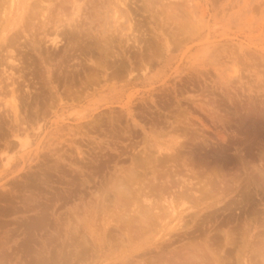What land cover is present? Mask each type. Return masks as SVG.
<instances>
[{
    "label": "rangeland",
    "instance_id": "374dc122",
    "mask_svg": "<svg viewBox=\"0 0 264 264\" xmlns=\"http://www.w3.org/2000/svg\"><path fill=\"white\" fill-rule=\"evenodd\" d=\"M120 1L16 0L11 8V0H0V264H77L82 259L67 260L72 259V234L98 243L102 257L83 259L84 264H145L148 256L163 254L153 245H160L166 232L171 233L170 252L233 230L242 234L239 242L248 232V241L264 243V0ZM135 28L139 42L135 32L132 38ZM129 33L135 43L126 39ZM11 40L16 44L9 45ZM9 55L15 56V65L9 64ZM14 93L23 95L16 111L11 107ZM127 176L143 188L162 183L167 199L183 193L189 200L184 198V207L178 208H184V227L158 215L167 214L163 206L168 203L157 195L159 209L151 212L157 221L148 213L147 220L154 221L148 243L142 238L145 213L143 219L136 213L148 203L140 199L138 207L131 201L135 215L126 212L122 223L116 221L115 185ZM191 182L225 189L195 206L201 187ZM129 206L127 211L134 209ZM106 210L112 215L106 216ZM127 220L131 231L142 230L132 232V243L125 239L120 244ZM107 224L114 237L104 233ZM144 245L153 251L131 256Z\"/></svg>",
    "mask_w": 264,
    "mask_h": 264
},
{
    "label": "bare ground",
    "instance_id": "6f19581e",
    "mask_svg": "<svg viewBox=\"0 0 264 264\" xmlns=\"http://www.w3.org/2000/svg\"><path fill=\"white\" fill-rule=\"evenodd\" d=\"M43 0H41V2H42ZM40 2V3H41ZM46 2V1H45ZM119 2H121L120 0H119ZM125 2V1H124ZM124 2L122 3V4H124ZM128 2L129 1H127V4H128ZM133 2V1H132ZM17 2H16V0H11V3H9V5L11 4V8H12V5L14 4H16ZM122 4L121 3H119V8L122 6ZM126 4V3H125ZM17 5V4H16ZM69 5V4H68ZM121 5V6H120ZM7 6V5H6ZM39 6H41V5H39ZM63 6V5H62ZM126 6H128V5H125V7ZM182 6V5H181ZM123 7V6H122ZM121 7V8H122ZM120 8V9H121ZM128 8V7H127ZM65 9V8H64ZM119 9V10H120ZM176 9V8H175ZM36 10V9H35ZM181 10V9H180ZM79 11V10H78ZM125 11V10H124ZM124 11H122V12H124ZM130 11V10H129ZM116 12V11H115ZM126 12H127V10H126ZM125 12V13H126ZM136 12V11H135ZM186 12H188L187 11V9H186V11H185V15H186ZM62 13V12H61ZM131 13H132V11H131ZM40 14V13H39ZM69 13H67V15H68ZM135 14V13H134ZM42 15H43V13H42ZM116 15V14H115ZM132 15V14H131ZM170 15H172V14H170ZM184 15V16H185ZM189 15V14H188ZM133 16V15H132ZM160 16V15H159ZM13 17V16H12ZM114 17V16H113ZM117 17H118V15H117ZM182 17H183V15H182ZM120 18H122L121 16H120ZM125 18V17H124ZM129 18H130V16H129ZM188 18V17H187ZM137 19V18H136ZM135 19V17H134V20H136ZM158 19V18H157ZM174 19H175V17H174ZM130 20V22L132 21L131 19H129ZM75 21H77V20H75ZM10 22V21H9ZM121 23V22H120ZM132 23V22H131ZM172 23V22H171ZM70 24H72V23H70ZM37 25V24H36ZM45 25V24H44ZM66 25V24H65ZM64 25V26H65ZM74 25V24H73ZM177 25V24H176ZM63 26V25H62ZM131 26H132V24H131ZM161 26V25H160ZM183 26V25H182ZM130 27V26H129ZM4 28V27H3ZM59 28V27H58ZM73 28H75V27H73ZM78 28V27H77ZM131 28V27H130ZM132 28H133V26H132ZM182 28V27H181ZM36 29V28H35ZM65 29V28H64ZM20 30V29H19ZM26 29H24V31H25ZM49 30V29H48ZM68 30V29H67ZM75 30V29H74ZM117 30V29H116ZM115 30V31H116ZM134 31H132V29L130 30L131 31V33H132V38L134 37V36H136L135 37V40H136V38H137V40L136 41H138L139 39H138V37H139V35L137 34V32H135V30L137 31V29L135 28V29H133ZM142 30V29H141ZM29 31V30H28ZM54 31V30H53ZM39 32V31H38ZM62 32V33H61ZM61 32H58L59 34H64L65 32L64 31H62L61 30ZM72 32H73V30H72ZM129 32V31H128ZM133 32H135L134 34H136V35H134L133 34ZM4 33V32H3ZM49 33H50V31H49ZM57 33V36L59 35ZM84 33V32H83ZM122 33V32H121ZM142 33V32H141ZM13 34V33H12ZM28 34V33H27ZM31 34V33H30ZM51 34V33H50ZM85 34V33H84ZM114 34V33H113ZM130 34V33H129ZM179 34V33H178ZM18 35V34H17ZM122 35V34H121ZM128 35V34H127ZM134 35V36H133ZM177 35V34H176ZM65 36V35H64ZM115 36V35H114ZM130 36V37H129ZM138 36V37H137ZM181 36H183V35H181ZM15 37H16V35H15ZM45 37V36H44ZM116 37V36H115ZM129 37V38H128ZM128 37L126 38L128 41H132L130 38H131V34L130 35H128ZM178 37H179V35H178ZM188 37V36H187ZM8 38H9V36H8ZM13 38V37H12ZM124 38V37H123ZM175 38H177V37H175ZM183 37H181V39H182ZM185 38V37H184ZM184 38H183V40H184ZM207 38V37H206ZM14 39V38H13ZM130 39V40H129ZM148 39V38H147ZM179 39V38H178ZM26 40V39H25ZM62 40V39H61ZM60 40V41H61ZM123 40V39H122ZM122 40H120V41H122ZM127 40H125L126 42L125 43H129V42H127ZM133 40H134V38H133ZM141 40V39H140ZM144 39H142V41H143ZM150 40V39H149ZM4 41V40H3ZM12 41V40H11ZM178 41H180V40H178ZM1 42V41H0ZM7 42V41H6ZM13 42V41H12ZM11 42V44H9V45H12L13 46V44L15 43V42H13L12 43ZM19 42V41H18ZM54 42V41H53ZM52 42V43H53ZM62 42V41H61ZM111 42V41H110ZM139 42V41H138ZM172 42V41H171ZM107 43H109V42H107ZM132 43H135L134 41H132ZM173 43V42H172ZM5 44V43H4ZM8 44V43H7ZM16 44V43H15ZM19 44V43H18ZM56 44H58L59 45V43L58 42H55V46H56ZM113 44V43H112ZM131 44V43H130ZM137 44V43H136ZM175 44V43H174ZM3 45V44H2ZM58 45H57V47H58ZM76 45V44H75ZM94 45V44H93ZM106 45V44H105ZM104 45V46H105ZM129 45V44H128ZM138 45V44H137ZM141 44L139 43V46H140ZM19 46V45H18ZM17 46V47H18ZM36 46V45H35ZM176 46H177V44H176ZM175 46V47H176ZM3 47V46H2ZM6 47V46H5ZM15 47V46H14ZM13 47V48H14ZM17 47H16V49H17ZM74 47V46H73ZM76 47V46H75ZM88 47V46H87ZM107 48L109 47V46H106ZM8 48V47H7ZM11 48V47H10ZM95 48H96V46H95ZM97 48H98V46H97ZM111 48H113V47H111ZM111 48H108L107 50H109L108 51V53H110V51H111ZM2 49V48H1ZM15 49V48H14ZM85 48L83 47V49L82 50H84ZM100 49V48H99ZM140 49V48H139ZM4 50V49H3ZM8 50V49H7ZM80 50V49H79ZM81 50V51H82ZM103 50V49H102ZM141 50V49H140ZM150 50V49H149ZM6 51V50H5ZM10 51V52H9ZM8 52L9 53H11V54H13V50L11 49V50H9ZM86 51V50H85ZM92 51V50H91ZM17 52V51H16ZM93 52V51H92ZM112 52V51H111ZM152 52V51H151ZM6 53H7V51H6ZM15 53V52H14ZM86 53H87V51H86ZM108 53H105V54H107V58H108ZM10 54V55H11ZM16 54V53H15ZM20 54V53H19ZM25 54H26V52H25ZM113 54V53H112ZM111 54V55H112ZM149 54V53H148ZM9 55V56H10ZM17 55V54H16ZM24 55V54H23ZM72 55V54H71ZM94 55V54H93ZM99 55H100V53H99ZM110 55V54H109ZM115 54H113L112 56H114ZM118 55H120V54H118ZM151 55V54H150ZM25 56V55H24ZM106 56V55H105ZM117 56V55H116ZM115 56V57H116ZM10 57H12L11 59H12V61L9 63L10 65L12 64V63H14L13 65H15V62H16V60H14V55H12V56H10ZM17 57V56H16ZM26 57H29V56H26ZM80 57V56H79ZM118 57V56H117ZM151 57V56H150ZM19 58H20V56H19ZM19 58H17V59H19ZM21 58H23V56H22V53H21ZM106 58V57H105ZM110 58V57H109ZM108 58V59H109ZM134 58V57H133ZM152 58V57H151ZM16 59V58H15ZM115 59V58H114ZM153 59V58H152ZM3 60V59H2ZM23 60V59H22ZM30 60H31V58H30ZM80 60V59H79ZM89 60V59H88ZM110 60V59H109ZM117 60V59H116ZM8 61H10V60H8ZM19 61V60H18ZM83 61V60H82ZM115 61V60H114ZM145 61V60H144ZM155 61V60H154ZM1 62V61H0ZM4 62V61H3ZM24 62V61H23ZM23 62H22V64H23ZM116 62V61H115ZM115 62H113V64L115 63ZM123 62V61H122ZM141 62V61H140ZM25 64H26V66H27V63L26 62H24ZM30 63H32V62H30ZM100 63V62H99ZM124 63V62H123ZM17 65L19 64H21V60L19 61V63H16ZM25 64H23V65H25ZM116 64V63H115ZM142 64V63H141ZM1 65V64H0ZM9 65V66H10ZM23 65H21V68H23L22 70H25L24 69V67L26 68V66H24L23 67ZM98 66L100 65V64H97ZM122 65V64H121ZM31 66V65H30ZM68 66H71V65H68ZM76 66V65H75ZM84 66V65H83ZM86 66V65H85ZM111 66V65H110ZM120 66V65H119ZM125 66V65H124ZM17 67V66H16ZM19 68H20V66H18ZM27 67H29V66H27ZM64 67V66H63ZM66 67V66H65ZM92 67V66H91ZM126 67V66H125ZM10 68V67H9ZM18 68V69H19ZM20 68V69H21ZM42 68V67H41ZM122 68H123V66H122ZM64 69V68H63ZM95 69V68H94ZM117 69V68H116ZM120 69V68H119ZM6 70V69H5ZM22 70H21V72H22ZM33 70V69H32ZM90 70V69H89ZM92 70V69H91ZM20 72V71H19ZM28 72V71H27ZM96 72V71H95ZM113 72H114V70H113ZM1 73H2V71H1ZM88 73V72H87ZM86 73V74H87ZM90 73V72H89ZM137 73V72H136ZM5 74V73H4ZM32 74V73H31ZM96 74V73H95ZM11 75V74H10ZM88 75V74H87ZM92 75V74H91ZM97 76H98V74H96ZM13 76V75H12ZM15 77V76H14ZM20 77V76H19ZM23 77V76H22ZM136 77V76H135ZM21 78V77H20ZM30 78V77H29ZM97 78V77H96ZM10 79V78H9ZM12 79V78H11ZM14 79V78H13ZM22 79V78H21ZM35 79V78H34ZM99 79V78H98ZM23 80V79H22ZM87 80V79H86ZM24 81V80H23ZM26 81H28V79L26 80ZM30 82V81H29ZM37 82V81H36ZM5 83V82H4ZM26 84V83H25ZM5 86V85H4ZM27 86H28V84H27ZM70 86V85H69ZM15 87V86H14ZM29 87V86H28ZM32 87V86H31ZM30 88V87H29ZM15 89V88H14ZM14 89H13V91H14ZM34 89V88H33ZM10 90V89H9ZM16 90H17V88H16ZM36 90V89H35ZM38 90V89H37ZM81 90V89H80ZM7 91V90H6ZM31 91V90H30ZM68 91V90H67ZM74 91V90H73ZM5 92V91H4ZM8 92V91H7ZM18 92H19V90H18ZM17 92V93H18ZM32 92V91H31ZM69 92V91H68ZM76 92V91H75ZM74 92V96L77 94V93H75ZM79 92V91H78ZM6 93V92H5ZM11 93H12V91H11ZM20 93V92H19ZM27 93V92H26ZM71 93V92H70ZM22 94H23V92H22ZM22 94H20L19 96V98L17 97V94L15 95V93H14V96H12L13 98H12V101H11V107L13 108V110L14 111H16V110H18L20 107V104L18 103V101H17V99H20V98H22L21 96H23ZM34 94V93H33ZM12 95H13V93H12ZM69 95V94H68ZM17 98H16V97ZM78 96V95H77ZM61 99V98H60ZM22 101V100H21ZM20 101V102H21ZM7 102V101H6ZM22 103V102H21ZM47 103V102H46ZM6 109V108H5ZM8 111V110H7ZM21 111V110H20ZM19 112V111H18ZM41 112V111H40ZM9 113V112H8ZM31 113V112H30ZM17 114V113H16ZM15 114V115H16ZM19 114V113H18ZM17 114V115H18ZM1 115V114H0ZM8 115V114H7ZM10 115V114H9ZM16 115V117H18V116H20L21 114H19L18 116ZM31 115V114H30ZM24 116V115H23ZM99 116V115H98ZM16 117L14 118L15 119V123L17 122V119H21V117H18L17 119H16ZM40 117V116H39ZM23 118V117H22ZM7 119V118H6ZM13 119V118H12ZM19 119V121H21ZM23 120V119H22ZM179 120V119H178ZM18 121V122H19ZM115 121V120H114ZM175 121V120H174ZM177 121V120H176ZM175 121V122H176ZM17 122V123H18ZM25 122V121H24ZM23 122V123H24ZM117 122V121H116ZM12 123H13V121H12ZM14 123V124H15ZM22 122L20 123L19 122V124H21V126H23L22 124H23ZM26 123V122H25ZM18 124V125H19ZM116 124V123H115ZM15 125H17V124H15ZM97 125V124H96ZM20 126V125H19ZM75 126H77V125H75ZM15 127V126H14ZM24 127V126H23ZM100 127V126H99ZM180 127V126H179ZM13 128V127H12ZM24 128H26V127H24ZM64 128V127H63ZM94 128V127H93ZM4 130H5V128H4ZM23 130V129H22ZM111 132V131H110ZM185 132V131H184ZM22 133V132H21ZM84 135V134H83ZM65 136V135H64ZM172 139V138H171ZM24 140V139H23ZM177 140V139H176ZM14 141V140H13ZM11 142V141H10ZM159 142V141H158ZM12 144V143H11ZM82 144V143H81ZM164 144V143H163ZM72 145V144H71ZM14 145H12V146H10V148H12ZM73 146V145H72ZM93 146V145H92ZM100 146H102V145H100ZM6 147V146H5ZM22 147V146H21ZM75 147V146H74ZM103 147V146H102ZM157 147V146H156ZM68 148V147H67ZM7 149V148H6ZM79 149V148H78ZM161 149V148H160ZM168 149V148H167ZM58 150V149H57ZM80 150V149H79ZM173 150V149H172ZM175 150V149H174ZM70 151V150H69ZM66 152V151H65ZM141 153V152H140ZM160 153H161V151H160ZM82 154V153H81ZM99 155V154H98ZM105 155V154H104ZM165 155V154H164ZM167 155H169V154H167ZM174 155V154H173ZM66 156V155H65ZM165 157V156H164ZM171 158V157H170ZM96 159V158H95ZM138 161V160H137ZM143 161V160H142ZM9 162V161H8ZM7 162V163H8ZM150 162V161H149ZM170 162V161H169ZM179 162V161H178ZM92 163V162H91ZM146 163V162H145ZM145 163H143V164H145ZM172 163V162H171ZM137 164H141V163H137ZM9 165H11V167H13V164H9ZM163 165V164H162ZM138 166V165H137ZM149 166V165H148ZM161 166V165H160ZM255 166V165H254ZM134 167H135V165H134ZM139 167V166H138ZM142 167H143V165H142ZM153 167V166H152ZM181 167V166H180ZM21 168V167H20ZM149 168V167H148ZM182 168V167H181ZM186 168V167H185ZM192 168V167H191ZM259 168V167H258ZM131 169H134V168H131ZM156 169V168H155ZM167 169V168H166ZM172 169V168H171ZM180 169V168H179ZM151 169L149 168V171H150ZM157 170V169H156ZM182 170V169H181ZM263 170V169H262ZM133 171V170H132ZM148 171V172H149ZM163 171V170H162ZM169 171V170H168ZM173 171V170H172ZM180 171V170H179ZM18 172V171H17ZM128 172V171H127ZM139 172V171H138ZM137 172V173H138ZM147 172V173H148ZM158 172H159V170H158ZM157 172V173H158ZM165 172V171H164ZM174 172V171H173ZM176 172L178 173V171L176 170ZM16 173V172H15ZM91 173V172H90ZM129 174H132V172L130 171V172H128ZM136 173V174H137ZM150 173V172H149ZM166 173V172H165ZM193 173V172H192ZM16 174H18V173H16ZM128 174V175H129ZM135 174V175H136ZM143 174H144V171H143ZM160 173H158V175L157 176H160L159 175ZM167 174V173H166ZM179 175H180V173H178ZM177 174V175H178ZM194 174V173H193ZM197 174V173H196ZM138 175V174H137ZM147 175V174H146ZM153 175V174H152ZM164 175V174H163ZM162 175V177L163 178H165V176H163ZM132 176V175H131ZM130 176V179L133 177L134 179H132L133 181H135V176L133 175L132 177ZM171 176H172V174H171ZM189 176V175H188ZM199 176V175H198ZM202 176V175H201ZM235 176V175H234ZM21 177V176H20ZM44 177V176H43ZM84 177V176H83ZM91 177V176H90ZM189 177H191V176H189ZM194 178H195V176H193ZM213 177V176H212ZM74 178V177H73ZM117 178V177H116ZM148 178V177H147ZM153 178H155V177H153ZM158 178V180H159V177H157ZM173 178V177H172ZM171 178V179H172ZM181 178V177H180ZM199 178V177H198ZM23 179V178H22ZM83 179H85V178H83ZM127 179V180H126ZM160 179H161V177H160ZM187 179H188V177H187ZM200 179V178H199ZM198 179V180H199ZM208 179V178H207ZM117 180V179H116ZM146 180V179H145ZM151 180H153V179H151ZM173 180V179H172ZM175 180V179H174ZM184 180V179H183ZM193 180V179H192ZM198 180H197V182H198ZM201 180V179H200ZM203 181H204V179H202ZM206 180V179H205ZM209 180V179H208ZM216 180H218V179H216ZM220 180V179H219ZM243 180V179H242ZM256 180V179H255ZM87 181V180H86ZM91 181V180H90ZM130 182V180H129V177L127 176L126 178H125V180L123 181V180H120L119 181V183H117V185H115V188H116V197H117V199H113V197L110 199V200H115V209H114V212L115 213H117V215H113V216H117L116 217V221L117 220H119V221H121L122 219L124 220V218H125V214H126V212H131L132 214H134L132 211H134L135 212V208L133 207V205H135L136 206V204L137 203H139V201L138 200H140L141 199V201H142V203L143 202H146V203H148L149 205H147L145 208L142 206V204H141V206L143 207V208H141V211H142V213H140V210L138 211V212H136L137 214H140V216H141V219H143L142 218V216H144V214L143 213H145V219H146V221H144L145 222V224H143L144 226H141V227H143V231L144 232H142L143 234H144V236L142 237L143 238V240L144 239H146L145 237L149 234V232H151V229H152V231H153V226H152V223H154V221L151 219V217H150V219L152 220V222L151 221H148L147 219H148V213H151V212H153L154 210L156 211V210H158L159 209V204H158V202L156 203V201H157V199H158V197L155 199V196L157 195V196H159L160 198H161V201L163 200H165V202H167L168 203V205H167V207H165L164 208V206H163V204H164V202L162 201V203L160 204V205H162L163 206V209H164V212L166 213L167 212V214L166 215H162V214H164V213H162V214H158V215H161L163 218H167V217H171V218H173V222H174V220H177V224L176 223H174V225L176 224L179 228H183L184 227V224H182L181 222H183V216H182V213L184 212L183 210H184V208H182L181 209V211H179L178 210V208L180 209V206L182 207H184V205H185V200H183L184 198H186V196L185 195H183V193H181V195H180V197H179V199L178 198H176V199H174L175 197H172L171 199H167V197H166V193L168 192L167 191V187L166 188H162L163 187V185H162V183H161V185L159 186V185H157L156 186V182L152 185H150V186H148V187H146L148 190H146V188H145V186H144V188H143V186L141 187V185L139 186V184L140 183H138V181H136L137 183H138V186L136 185L137 183L136 182ZM160 181V180H159ZM158 181V182H159ZM163 182H165L164 181V179L162 180ZM187 181H189V180H187ZM194 181H196V180H194ZM211 181V183H212V180H210ZM225 180H223V181H221L222 183L224 182ZM231 181V180H230ZM92 182V181H91ZM117 182H118V180H117ZM143 181H141V183H142ZM148 182H150V181H148ZM151 182H154V181H151ZM157 182V183H158ZM170 182V181H169ZM173 182V181H172ZM171 182V183H172ZM214 182V181H213ZM11 183V182H10ZM31 183V182H30ZM88 183V182H87ZM133 183H136V184H134L133 186L135 187H132V185L131 184H133ZM167 183V182H166ZM184 183V182H183ZM192 184L194 183V182H191ZM218 183V182H217ZM86 184V183H85ZM104 184V183H103ZM144 184H146V183H144ZM175 184H176V182H175ZM189 184V183H188ZM194 184H196V183H194ZM199 184V183H198ZM198 184H196V185H198ZM202 184H205V183H201V185H198V186H200L201 187V190H199V191H201L200 192V195L199 194H197V197L198 198H195L196 199V201H195V199H192V201L194 202L195 201V206H199V205H202V204H204V203H206V202H208L207 200H208V198H210V199H212V198H215L216 197V195H213V193L215 192V193H219L220 192V190L223 188L222 186L223 185H220L219 187L218 186H215L214 184H216V182L213 184L214 185V188H213V186L211 185V187L209 186V184L208 185H202ZM232 184V183H231ZM104 185H106V184H104ZM168 185V184H167ZM190 185V184H189ZM225 185V184H224ZM234 185V184H233ZM249 185V184H248ZM248 185H247V187H248ZM94 186V185H93ZM92 186V187H93ZM136 186L138 187L137 189H136ZM172 185H170V187H171ZM175 186V185H174ZM180 186V185H179ZM197 186V187H198ZM203 186V187H202ZM227 186V185H226ZM225 186V187H226ZM229 186V185H228ZM158 187H160V189H158ZM176 187H177V185H176ZM196 187V188H197ZM200 187H198V189L200 188ZM100 188V187H99ZM194 188V187H193ZM243 188H244V186H243ZM101 189H103V188H101ZM111 189V188H110ZM188 189V188H187ZM195 189V188H194ZM223 189H225V188H223ZM109 190V189H108ZM107 190V191H108ZM170 190H175V189H171L170 188ZM184 190H185V188H184ZM183 190V191H184ZM230 190V189H229ZM240 190H242V189H240ZM96 191H98V190H96ZM110 191V190H109ZM109 191H108V193H109ZM112 191V190H111ZM110 191V192H111ZM182 191V192H183ZM193 191V190H192ZM196 191H198L197 189H196ZM199 191L197 192V193H199ZM219 191V192H218ZM224 191V190H223ZM248 191V190H247ZM5 192V191H4ZM114 192V191H113ZM112 192V193H113ZM175 192H176V190H175ZM180 192H181V190H180ZM227 192V191H226ZM225 192V193H226ZM8 193V192H7ZM69 193H71V192H69ZM114 193V194H115ZM186 193H187V191H186ZM190 193H191V191H190ZM189 193V194H190ZM221 193V192H220ZM225 193H224V195H225ZM228 193V192H227ZM64 194V193H63ZM169 194V193H168ZM167 194V195H168ZM176 194V193H175ZM179 194V193H178ZM188 194V193H187ZM239 194V193H238ZM243 194V193H242ZM1 195V194H0ZM97 195V194H96ZM113 195V194H112ZM199 195V196H198ZM211 195V196H210ZM212 195H213V197H212ZM7 196V195H6ZM106 196H107V194H106ZM114 196V195H113ZM170 196H171V191H170ZM1 197V196H0ZM115 197V196H114ZM194 197V196H193ZM244 197V196H243ZM90 198V197H89ZM104 198H105V196H104ZM107 198H109V197H107ZM106 198V199H107ZM191 198V197H190ZM0 199H2V197L0 198ZM31 199V198H30ZM189 199V198H188ZM224 199V198H223ZM32 200V199H31ZM102 200V199H101ZM109 200V199H108ZM112 200V201H113ZM155 200V201H154ZM158 200H160V199H158ZM174 200H179V201H174ZM181 200H183V201H181ZM186 200H187V198H186ZM191 200V199H190ZM132 201V204L130 203ZM138 201V202H137ZM141 201H140V203H141ZM185 201V202H184ZM189 200H187V202L186 203H188L189 204V202H188ZM241 201V203H242V200H240ZM245 201V200H244ZM20 202V201H19ZM26 202V201H25ZM30 202V201H29ZM111 202V201H110ZM238 202V201H237ZM132 205V208H134L133 210H131L130 209V204ZM140 203L138 204V207L140 206ZM191 203V202H190ZM218 203V202H217ZM99 204V203H98ZM104 204V203H103ZM112 204V203H111ZM28 206H29V203L27 204ZM26 205V206H27ZM45 205V204H44ZM113 205V204H112ZM130 205V206H129ZM218 205V204H217ZM11 206V205H10ZM26 206H25V208H26ZM31 206H33V205H31ZM35 206H37V205H34V207ZM107 206H109V205H107ZM106 206V207H107ZM114 206V205H113ZM128 206H129V209L131 210V211H127L128 209ZM99 207V206H98ZM101 207V206H100ZM229 208H230V206H228ZM14 208V207H13ZM17 208V207H16ZM46 208V207H45ZM6 209V208H5ZM21 209V208H20ZM23 209V208H22ZM28 209H30V208H28ZM41 209V208H40ZM89 209V208H88ZM98 209V208H97ZM140 209V208H139ZM185 209H187V207L185 208ZM109 210V209H108ZM108 210H106V216H109V215H112V214H109L108 215ZM111 210H113V208L111 209ZM116 210V211H115ZM101 211H102V209H101ZM91 212H93L92 210H91ZM42 213V212H41ZM80 213V212H79ZM100 213V212H99ZM72 214V213H71ZM75 214V213H74ZM102 214V213H101ZM129 214V213H128ZM131 214V215H132ZM136 214V217L138 216ZM135 215V214H134ZM149 215H152V218L154 217V220H156L155 219V214L153 215L152 213L151 214H149ZM157 215V214H156ZM44 216V215H43ZM42 216V218H44ZM76 216V215H75ZM128 216V215H127ZM105 217V216H104ZM111 217V216H110ZM109 217V218H110ZM132 217V216H131ZM130 217V218H131ZM136 217H135V219H136ZM160 217V216H159ZM161 217V218H162ZM169 217V218H170ZM195 217V216H194ZM106 218V217H105ZM108 218V219H109ZM77 219V218H76ZM115 219V218H114ZM127 219V218H126ZM126 219H125V221H126ZM135 219H132L131 220V222L133 221V220H135ZM159 219V218H158ZM199 219H201V218H199ZM205 219V218H204ZM40 220V219H39ZM98 220V219H97ZM104 221H105V223H106V220H107V218H106V220L105 219H103ZM110 220V222H113L112 220H113V218L112 219H109ZM109 220L107 221L108 223H109ZM211 220V219H210ZM30 221V220H29ZM42 221V220H41ZM40 221V222H41ZM77 221H78V219H77ZM103 221V222H104ZM125 221H124V223H125ZM128 222H126L125 224L123 223V228L121 227V223L123 222V221H121V223H120V227H121V229H122V231L124 232L123 233V235L124 236H119L120 237V239H121V243L120 244H122L123 242V244H125V239H127V241H126V243L127 244H129V243H132L133 242V240H134V237H133V234L135 235V232H137V231H135L136 229L138 230L139 228H134L135 230H133V231H131L132 230V228H131V223L129 222L130 220H127ZM141 221V220H140ZM157 221V220H156ZM202 221V220H201ZM206 221V220H205ZM204 221V222H205ZM49 222H50V220H49ZM53 222V221H52ZM136 222V221H135ZM165 222V221H164ZM176 222V221H175ZM186 222H188V220L186 221ZM197 222V221H196ZM214 222V221H213ZM62 223V222H61ZM78 223V222H77ZM104 223V224H105ZM133 223H134V221H133ZM151 223V224H150ZM203 223V222H202ZM207 223V222H206ZM136 224V223H135ZM140 224V223H139ZM170 224H171V222H170ZM187 224H189V222L187 223ZM186 224V225H187ZM73 225V224H72ZM108 225V224H107ZM110 225H111V223H110ZM114 225V224H113ZM175 225V226H176ZM198 225V224H197ZM32 226V225H31ZM45 226V225H44ZM106 226V225H105ZM104 226V229H105V231H104V233L105 232H107V231H109L110 232V236L108 235L109 233L107 232L106 234L111 238L112 236H113V234H111L112 233V228L113 227H111V229L109 230V225L108 226H106L105 227ZM112 226V225H111ZM119 226V225H118ZM133 226V225H132ZM139 226V225H138ZM172 226V225H171ZM103 227V226H102ZM119 227V228H120ZM140 227V226H139ZM151 227H153V228H151ZM173 227V226H172ZM198 227V226H197ZM200 227V226H199ZM237 227V226H236ZM244 227V226H243ZM41 228V227H40ZM169 228H170V225H169ZM177 228V227H176ZM178 228V229H179ZM56 229V228H55ZM78 229V228H77ZM98 229H99V227H98ZM114 229H116V228H114ZM118 229V228H117ZM120 229V230H121ZM161 229V228H160ZM167 229V228H166ZM165 229V230H166ZM197 229V228H196ZM234 229V228H233ZM246 229V228H245ZM82 230V229H81ZM142 230V229H141ZM141 230L139 229V231L141 232ZM161 230H164L163 228L161 229ZM164 230V231H165ZM207 230V229H206ZM236 230V229H235ZM79 231V230H78ZM115 231V230H114ZM138 231V232H139ZM155 231V230H154ZM220 231V230H219ZM231 231V230H230ZM72 232V231H71ZM76 232V231H75ZM91 232V231H90ZM117 232H119V230L117 231ZM132 232H134L133 234H132ZM140 232H139V234H140ZM160 232V231H159ZM221 232V231H220ZM233 232H235L234 230H233ZM233 232H223V234L221 235V236H214V238L212 239L211 237L209 238L210 240H208V239H205L204 240V238H203V242H201V243H199L198 241H197V243H191V244H189L188 246H183V247H181V248H179V247H177L178 248V250H176V251H173V252H170L169 250H167L168 248V241L170 240L171 241V233L170 232H166L165 234H163V235H161L162 236V241H161V243H160V245H153V246H155L153 249H159V254H161V250H163V254L162 255H158V253H156L157 251H155V253L159 256V257H157V256H154L153 258H151V256H148V258H147V260L145 261L146 263L145 264H257V262H258V260H260L263 264H264V243L262 244V241H259L260 242V245H261V247H260V245H259V242H258V244L256 245V244H254V243H252L251 241H248L247 239L250 237H252L248 232H246L245 234L243 233V236L240 238L241 240H240V242L238 241V236L240 235H238L237 236V234L235 235ZM240 232V231H239ZM58 233V232H57ZM102 233H103V230H102ZM114 233V232H113ZM120 233V232H119ZM119 233H117V234H119ZM214 233V232H213ZM72 234V233H71ZM77 234V233H76ZM79 234V233H78ZM91 234V233H90ZM122 233H120V235H121ZM170 234V235H169ZM217 234H218V232H217ZM216 234V235H217ZM93 235V234H92ZM105 235V234H104ZM106 235V236H107ZM136 235H137V233H136ZM167 235H169V237H167L166 239H165V237L167 236ZM211 235V234H210ZM242 235V234H241ZM240 235V236H241ZM246 235V236H245ZM82 235H80L78 238H77V236H73V234H72V236L70 237V239H71V241H70V243H72L71 245H70V249H69V254H68V256H70L72 259H69L68 257H67V254H66V259L69 261V260H76V259H84V260H88V259H93L94 261L97 259V258H101L102 257V255H100V254H98L99 252L98 251H100V250H96V247L97 248H99L98 247V243L97 244H95V246L93 245V244H91V243H89V242H87V243H89V246H87V243L86 242H84V240L86 239V240H88V237H86L85 238V236H84V238H83V236L81 237ZM107 236V237H108ZM115 236V235H114ZM113 236V237H114ZM138 236V235H137ZM137 236H136V238H137ZM141 236H142V234H141ZM189 236V235H188ZM237 236V237H236ZM55 237V236H54ZM68 237V238H69ZM73 237V238H72ZM81 237V239L83 238V240H81L82 242H84V243H80V238ZM106 237V238H107ZM118 237V238H119ZM259 237V235L257 236V238ZM261 237V236H260ZM260 237H259V240H260ZM104 238V237H103ZM102 238V239H103ZM135 238V239H136ZM69 239V240H70ZM95 239V243H96V237H94L93 236V239L92 240H94ZM100 239H101V237H100ZM109 239V238H108ZM108 239L106 240V242L108 241ZM150 238H147L146 240H147V242H145V243H148L150 240H149ZM212 239V240H211ZM255 239V238H254ZM262 240H263V238H261ZM90 240V239H89ZM110 240V239H109ZM111 240H113V238L111 239ZM114 240H115V238H114ZM124 240V241H123ZM131 240H132V242H131ZM149 240V241H148ZM251 240V239H250ZM105 241V240H104ZM264 241V240H263ZM109 242V241H108ZM111 242V241H110ZM93 243H94V241H93ZM101 243H103V242H101ZM100 243V244H101ZM105 243V242H104ZM240 243V244H239ZM110 244H112V243H110ZM113 244H115V243H113ZM143 244H144V242H142V246H143ZM169 244H172V243H169ZM69 245V244H68ZM97 245V246H96ZM117 245H118V243H117ZM132 245V244H131ZM141 245V244H140ZM150 245V244H149ZM64 246H66V245H64ZM71 246H74V247H71ZM103 247H104V245L102 246V248L101 249H103ZM140 246H138V247H136V248H139ZM150 247V246H149ZM149 247H145V245H144V248L143 249H138V250H136V249H134V250H136V252H138L137 254H135L134 253V255L132 254L131 256L132 257H143V256H145L146 254L148 255V253H150V252H152L153 251V249H150ZM65 248V247H64ZM71 248H73V250L72 251H70L71 250ZM110 248H112V247H110ZM100 249V248H99ZM164 250H166L167 251V253H165L164 252ZM68 251V250H67ZM169 251V252H168ZM53 252H54V250H53ZM64 252V251H63ZM66 252V251H65ZM133 252V251H132ZM135 252V251H134ZM42 253V252H41ZM100 253H102V252H100ZM234 254V255H233ZM111 255V254H110ZM232 255H233V257H232ZM251 256V258H250V256ZM230 256H231V258H233V260H231V258H230ZM151 259H150V258ZM252 257H254V258H252ZM65 257H63V259H64ZM65 259V261H67ZM91 259V260H92ZM145 259H146V257H145ZM82 260H79L80 262L82 261ZM82 261L83 262V264H84V262L85 261ZM259 261V262H260ZM74 262H76V261H74ZM77 262H78V260H77ZM80 262H78L77 264H79ZM92 262V261H91ZM90 262V263H91ZM135 262V261H134ZM231 262H233V263H231ZM70 263V261L69 262H67V264H69ZM73 263V262H72ZM65 264V263H64ZM80 264H82V263H80ZM87 264V263H86ZM136 264H138V263H136ZM259 264V263H258Z\"/></svg>",
    "mask_w": 264,
    "mask_h": 264
}]
</instances>
